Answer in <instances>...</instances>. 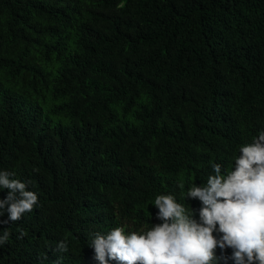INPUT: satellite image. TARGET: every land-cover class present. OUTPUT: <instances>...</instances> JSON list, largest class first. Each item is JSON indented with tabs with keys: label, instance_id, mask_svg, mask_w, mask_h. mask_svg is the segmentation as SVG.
Instances as JSON below:
<instances>
[{
	"label": "trees",
	"instance_id": "16d2710c",
	"mask_svg": "<svg viewBox=\"0 0 264 264\" xmlns=\"http://www.w3.org/2000/svg\"><path fill=\"white\" fill-rule=\"evenodd\" d=\"M260 129L264 0H0V169L38 200L0 264H99L92 232L159 223L157 194L198 211Z\"/></svg>",
	"mask_w": 264,
	"mask_h": 264
},
{
	"label": "clouds",
	"instance_id": "9594fccd",
	"mask_svg": "<svg viewBox=\"0 0 264 264\" xmlns=\"http://www.w3.org/2000/svg\"><path fill=\"white\" fill-rule=\"evenodd\" d=\"M210 167L206 182L193 183L182 197L198 198V211H187L171 193L157 194L151 205L159 223L92 232L88 246L94 259L99 264H264V129L239 147L230 170L211 161ZM13 175L0 169V189H7L0 216L7 212L8 219L16 221L38 206V200L27 183ZM8 238L4 229L0 245ZM56 248L66 250L67 242L58 241ZM225 249L230 255H224Z\"/></svg>",
	"mask_w": 264,
	"mask_h": 264
}]
</instances>
